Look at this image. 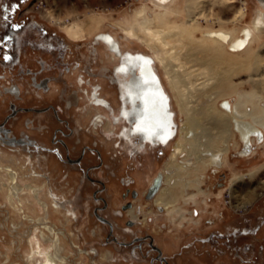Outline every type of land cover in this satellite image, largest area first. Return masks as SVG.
Instances as JSON below:
<instances>
[{"label":"rangeland","instance_id":"rangeland-1","mask_svg":"<svg viewBox=\"0 0 264 264\" xmlns=\"http://www.w3.org/2000/svg\"><path fill=\"white\" fill-rule=\"evenodd\" d=\"M231 1L225 6L227 11L223 12V17L233 18L242 6L245 7L244 15L235 22L221 25L216 21L215 14L212 15V19L206 16L212 8V1L201 2L204 4V12L196 18L195 23L199 30L193 36L194 41H199L203 33L209 30H227L234 32L236 36H242V34H236V31L240 30L241 33L245 27L253 25L250 22L256 16L257 10L262 7L260 0ZM186 3L187 0H175L174 5L172 4L169 8L167 24L169 22V24L178 23L179 25L190 19ZM61 5L64 15L68 14L66 11H71L70 8L73 6L76 8L67 17H62L56 15V10L50 5L47 6V0H36L31 8L27 7V11L43 20L53 30H57L67 41L70 53L74 54L73 59L80 62L81 66L75 73L68 75V80L74 87L81 89V109L76 111V116L84 125H87L89 121L94 120L97 111L92 109L90 113L87 112L91 107L84 90L89 89V86L80 85L75 79L81 73L85 75L86 80H91V83L100 84L103 92L108 93L116 108L119 107V88L116 84H112L108 77L113 74V65L106 63V50L100 44L97 45L99 56L95 58L92 56V37L96 33L109 32L119 37L125 48H132L133 51L140 50L154 57L152 47L143 40L130 38L127 30L134 24L138 31L139 22L144 19L155 20L160 13H164L165 9L155 0H61ZM140 10H144V16L138 17L136 15ZM50 15L62 20L67 18V20L56 23L51 20ZM56 17L54 19H57ZM73 22L81 23L83 27L81 36L85 37L83 40L73 39L68 35L67 30L69 31ZM255 35L256 39L249 49L241 51L237 57L245 59L259 51L264 54V31ZM186 40L191 41L189 38ZM160 63L156 60L155 65L170 95L173 109L177 114L176 120L183 130L182 123L185 121V116L180 112L178 98ZM105 68L108 70V76L104 71ZM197 68L200 67L192 65V69L197 70ZM234 78L237 83L236 89H231L232 92L218 98L217 108L225 112L221 106L223 102L233 106L244 96L241 100L243 103L246 101L244 104L247 105L248 112L257 114L264 121V55L256 66L251 64L247 69L238 72ZM208 90L199 89L198 96L195 93L193 98L196 100L195 106L198 110L193 117L196 127H192L189 134L191 142L181 138V134L185 133L183 131L177 136L173 146L168 148L158 146L160 153H157L154 148L151 150L146 148L147 152L140 154L143 157L141 161L144 167L136 172H133L131 166L134 167L137 162L132 164L131 161L134 159L131 155L116 146L119 141L121 146H127V143L114 136H108L106 133L108 121L103 120L96 129L103 132L94 139L103 145L104 150H107V161L113 167H103L92 172L96 177L112 178L108 183V191L104 193L109 200L110 208L101 214L115 223V235L122 241H130L137 234H150L165 255L171 258L172 264H198V257L215 264H219V260L225 258L234 262L232 256L234 253L238 254V251L242 254L241 248L233 252L235 248L227 247L221 241L216 242L214 238L209 239V235L213 231L230 232L240 226L244 228L245 220L248 218L251 220L249 226L261 225L257 235L260 242L255 244L249 256L253 257L259 253L264 264V136L259 137L253 134L251 139L246 141L242 133L235 128L226 129L220 126V115H215L206 106L207 103L210 104L208 101L214 100L215 95L212 90ZM29 102L34 101L25 100L22 103ZM2 109L4 115L8 111L6 104L2 106ZM232 110L228 112L231 113ZM100 112L104 114L103 110ZM245 120L250 122L251 116ZM90 128L94 129V126ZM119 128L120 125L116 127L115 132H118ZM259 128L264 131L262 127ZM22 131L32 132L23 125L19 129L16 128L17 134ZM32 133L39 134L34 131ZM194 133L198 134L196 139L193 136ZM180 140L184 141L185 146L190 149L193 148L192 143L196 142L200 150L206 149L205 145H209L211 146L209 148L217 151L205 152L206 156H210L209 164L201 170L196 169L195 175L186 176L187 172L184 173L185 181L188 177L196 176L203 179L205 193L198 194L196 204L184 199L185 190L186 194H191L196 189L183 187V194L179 197L176 206H169L166 209L155 202L156 197L153 200H147L143 193L158 173H162L165 177L167 172L176 171L175 168H168L167 165L172 161L176 142ZM229 144L228 152L218 150ZM46 155L42 151L32 152L22 147L0 145V264H50L46 261L48 254L55 256L56 264H150V259L145 258L139 250L133 252L130 247L108 241L109 225L94 214L98 203L93 199V192L97 185L83 179L80 168L65 166L56 159L48 161L45 158ZM194 160L195 155L188 156L186 152L177 157V161L181 164L192 163ZM87 161L89 163L90 159ZM13 171L18 172L19 181L12 180ZM33 171L46 174L48 178L33 176L31 174ZM113 172L117 173L116 177L112 175ZM67 175L68 178H66ZM122 175L136 178V183L130 186L138 188L141 196L134 200V204L141 210L139 215L141 218L149 215L146 222L140 220L133 227L126 226V219L132 218L129 213H124L122 216L116 214L120 205L130 199V197L123 198L121 195L126 188L119 180ZM27 184L39 190L40 200L35 198L31 189L25 188ZM113 185L114 188H112ZM17 186L23 187L24 190L16 192L13 188ZM168 186L167 184L165 188ZM48 187L58 194L63 202L62 208H54L53 201L48 195ZM13 192L17 197H13ZM252 193L254 196L250 199L249 196ZM249 200L252 201L247 209L237 208L236 205L239 202ZM45 201L48 203V210L40 204ZM175 208L179 210L169 213ZM193 209H197L199 214L191 215L190 212ZM154 213L158 215H153ZM49 225L55 228L56 233L48 230ZM151 255L154 256L155 252Z\"/></svg>","mask_w":264,"mask_h":264},{"label":"flooded vegetation","instance_id":"flooded-vegetation-1","mask_svg":"<svg viewBox=\"0 0 264 264\" xmlns=\"http://www.w3.org/2000/svg\"><path fill=\"white\" fill-rule=\"evenodd\" d=\"M35 1L0 0V145L22 147L32 152L42 151L47 154L45 158L48 161L56 159L65 166L80 168L83 179L97 185L93 192V199L98 203L94 214L109 225L108 241L130 247L133 252L139 250L145 258L150 259V264H172L171 258L165 255L150 234H137L130 241H122L115 235V223L101 214L110 208L109 200L104 193L108 191V183L112 178L96 177L92 172L103 167L111 168L112 165L107 161V150H104L103 145L94 137L103 132L96 129L106 119L108 121L107 135L114 136L118 140L122 139L127 143V146H121V141H119L116 146L131 155L134 159L131 161L132 164L137 162L134 167L131 166L133 172H136L144 167V163L141 161L143 157L140 154L146 153V148H150V150L154 148L157 153H160L161 150L158 146L165 148L173 146L175 139L183 131L185 133L181 134V138L188 141L192 128L185 129V121L182 123L183 130L179 126L170 95L155 65L156 60L140 50L133 51L132 48H125L123 42L118 39L119 37L117 38L115 34L109 32L96 33L92 37L91 54L94 58L99 56L97 48L99 44L106 50V63L113 65V74L108 76V70L105 68L104 71L111 83L116 84L119 88V107L116 108L113 100L108 93L103 92L100 84L91 83V80H86L85 75L81 73L75 79L80 85L89 86V89L84 90L91 107L87 112L90 113L92 109L97 111L94 120L84 125L82 120L76 116V111L81 109V89L74 87L68 80V75L75 73L81 66L80 62L73 59L74 54L70 53L67 41L58 32L43 20L35 17L32 12L27 11V7L31 8ZM260 2L262 7L258 10L260 13H264V0H260ZM47 6L49 7L48 0ZM66 20L67 18L64 20L57 18L54 22L62 23ZM70 37L81 40L85 38ZM71 78L73 79V77ZM142 80L149 87L145 92H142V87H138ZM164 94L167 95L168 100L164 99ZM149 97H152V100H149ZM25 100L34 102L23 104L22 102ZM4 104L8 111L3 115L2 106ZM225 104H228L229 109ZM221 106L225 110L232 109L228 102H223ZM102 110L104 114L100 112ZM168 118H172L173 125ZM246 118L232 115L230 117L231 128L240 131L246 141H249L253 134L263 137L264 131L259 127L263 129L264 127L252 120L249 122L245 120ZM15 125L16 127H14ZM21 125L39 134L35 135L27 131L17 134L16 128L19 129ZM118 125H120L119 131L115 132ZM171 125L173 126L172 134H170ZM90 126H94V129H91ZM153 132H156L155 137H152ZM193 136L196 139L198 134L194 133ZM184 141L176 142L172 161L167 165L168 168H175L176 171L167 172L162 179L161 186L157 190H153L151 186L158 173L152 178L143 193L147 200H153L156 197L155 202L166 209L169 206L174 207L178 202L179 197L183 194V187L196 189L191 194H186V190L184 191L186 201L191 200L195 203L198 194L205 193L203 179L196 176L188 177L185 181L184 173L187 172L186 176L195 175L196 169L201 170L209 164L210 156H206L205 152L217 151L206 147V149L200 150L198 145H196V150L190 149L185 146ZM188 142H191V139ZM229 149L230 144L226 151L223 148L218 150L226 153ZM183 152L188 153V156L194 154L195 160L192 163L181 164L177 161V157ZM13 173L12 180L19 181L18 172L13 171L11 175ZM31 174L48 178L46 174L36 171ZM112 175L116 177L117 173L113 172ZM119 180L122 185L126 186L121 195L123 198L130 197V199L120 205L116 214L122 216L124 213H129L132 216L125 221L127 227H133L140 220L146 222L149 215L141 218L139 216L141 210L134 204V200L141 196L138 188L130 186L136 183V178L122 175ZM163 184L169 186L165 188L166 185L163 186ZM25 188L33 189L35 198L40 200L37 188L30 184H27ZM48 195L53 201L54 208H62L63 202L51 187H48ZM253 196L252 193L249 198L251 199ZM251 201H241L236 206L239 210L247 209L251 205ZM40 204L45 210H48L46 201ZM178 210L175 208L169 213ZM190 213L198 215L199 211L193 209ZM153 215L158 214L154 213ZM250 221L246 218L244 228L240 226L230 232L213 231L209 235V239L214 238L216 242L221 241L227 247L235 248L233 252L241 248L242 254L238 251V254L234 253L232 256L237 264H263L259 253L253 257L249 256L255 244L260 242L257 235L261 229L259 224L249 226ZM50 226L47 227L48 230L52 228L51 231L56 233L55 228ZM153 252H155L154 256L151 255ZM198 259L200 258L198 257Z\"/></svg>","mask_w":264,"mask_h":264},{"label":"bare ground","instance_id":"bare-ground-1","mask_svg":"<svg viewBox=\"0 0 264 264\" xmlns=\"http://www.w3.org/2000/svg\"><path fill=\"white\" fill-rule=\"evenodd\" d=\"M155 1H157L165 9L164 13H160L159 17H156L155 20L144 19V21H141L138 24L136 23L138 31H136L134 24L131 25V27L127 30V34L130 38L143 40V42L152 47L154 60L161 62L160 64H162L165 74L170 81L171 87L178 98L180 111L186 119L184 128L188 130L192 127H196L193 117L198 109L195 106L196 100H193V98L199 89H202V91L204 89H209L215 93L213 97L214 100L208 101L210 104L207 103L206 106L210 111H213L215 115H220L219 123L220 126H223V128L229 129L231 127L230 117L232 115L242 118L251 116L252 121L264 127V121L261 117L255 113L248 112L249 110L247 105L245 106L244 104L246 101L243 103L241 100L244 96H240V98H242L233 106L231 105L233 109L232 114L225 109L224 110L227 113L220 111L216 104L218 98L228 94L231 89H236L237 83L234 81V76L238 72L247 69L251 64L256 66L259 60L263 59L264 54H262L261 51L253 53L245 59H240L237 55L241 51L244 52L249 49L250 45H252L256 39L255 33L260 34L261 31H264V13H258L253 21V25L243 29L241 32L242 37L240 38H238L235 33L231 31L209 30L203 33V37H201L199 41H194L195 39L193 40V36L199 30L195 21L197 17L199 18V16L203 14L204 4L201 2H205L206 0H187L186 6L189 10L190 19L179 25L178 23L169 24L168 22L167 24L166 22L169 8L172 4L174 5L175 0ZM210 1H212V8L210 7L211 10L207 12L206 16L212 19V15L215 14V19L220 25L227 22H235L238 18H241L244 15L245 7L242 6L233 18H225L223 17V12L227 11L225 10V6L232 1ZM136 16H144V10L137 12ZM67 32L70 36L79 38L82 37L81 33L83 32V27L81 23L73 22ZM188 38L191 41H187L186 39ZM196 39L198 38L196 37ZM188 51L191 53L188 54ZM192 65L193 67L199 66L200 68L194 70L192 69ZM255 86H257V84ZM138 87H142V92H145L149 88L148 84L143 82V80L139 83ZM138 90L140 89L138 88ZM151 98L152 97H149V100H152ZM164 99L168 100L166 94H164ZM225 106L229 109L228 104H225ZM168 119L173 125L174 123L172 118ZM172 125L170 134L173 132ZM155 133L156 132H153L152 137L156 136ZM192 144L193 148L196 150L197 143L193 142ZM205 147L209 148L211 146L205 145ZM227 148L228 145H226L223 150L226 151ZM12 176H14V173ZM27 188H29V186H27ZM13 189L16 192L24 190V188L20 186L14 187ZM12 195L13 197H17L15 192H13ZM45 237L46 236H44V239H46ZM46 256V261H49L50 264H56L54 255L48 254Z\"/></svg>","mask_w":264,"mask_h":264},{"label":"crops","instance_id":"crops-1","mask_svg":"<svg viewBox=\"0 0 264 264\" xmlns=\"http://www.w3.org/2000/svg\"><path fill=\"white\" fill-rule=\"evenodd\" d=\"M48 2H49L50 7L51 8H54L56 10V13L55 14L56 15H59V16H62V17H67L68 14L69 13L71 14L73 12V10L76 8V6H73L72 8H70L71 11H66L68 14L64 15L63 14V10H62L61 0H48ZM258 13H260L259 10H257L256 16L258 15ZM50 17L54 21L55 20L54 17H56V16L50 15ZM255 17L253 18V20L255 19ZM56 18H59V17H56ZM253 20L250 23H253ZM246 24H248V23H246ZM54 31L57 32V30H54ZM236 34H241L240 33V30L236 31ZM137 175L139 176V173ZM140 182H142V181L140 180ZM112 188H114V185H113ZM225 259L224 260L220 259L219 260V264H236L237 263V262H232V261H228V260H225ZM198 264H215V262L206 260L205 258H200L199 261H198Z\"/></svg>","mask_w":264,"mask_h":264},{"label":"water","instance_id":"water-1","mask_svg":"<svg viewBox=\"0 0 264 264\" xmlns=\"http://www.w3.org/2000/svg\"><path fill=\"white\" fill-rule=\"evenodd\" d=\"M162 179H163V175L159 173L158 176L155 178L151 188L153 190H157L161 186Z\"/></svg>","mask_w":264,"mask_h":264},{"label":"snow or ice","instance_id":"snow-or-ice-1","mask_svg":"<svg viewBox=\"0 0 264 264\" xmlns=\"http://www.w3.org/2000/svg\"><path fill=\"white\" fill-rule=\"evenodd\" d=\"M7 58V57H6Z\"/></svg>","mask_w":264,"mask_h":264}]
</instances>
